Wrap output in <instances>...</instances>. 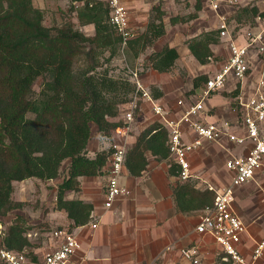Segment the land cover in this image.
<instances>
[{"label":"trees","instance_id":"1","mask_svg":"<svg viewBox=\"0 0 264 264\" xmlns=\"http://www.w3.org/2000/svg\"><path fill=\"white\" fill-rule=\"evenodd\" d=\"M70 1L78 24H93L94 34L86 35L73 20L47 26L44 10L35 7L33 0H0V218L26 205L14 198L15 181L53 180L64 173L57 185L55 209L66 211L69 229H74L92 219L94 205L69 198L67 193L80 190L82 176L107 174L110 164V147L97 151L93 157L88 155L93 127L97 126L100 135L113 141L116 129L124 124V119L119 118L121 105L127 102L124 95L132 93L134 85L130 77L115 78L108 69L98 71L102 66L100 51H110L109 61L123 41L109 22L107 1ZM195 1L194 12L173 16L171 23L196 19L204 0ZM152 9L156 13L146 30L129 40L126 47L134 57L166 34L165 10L160 4ZM258 16L264 18V9L254 2L240 4L231 19L238 25L254 26ZM219 41V29H212L186 40V44L199 63L208 64L218 59L212 44ZM82 55L87 66L75 70ZM179 57L177 47L164 44L151 52L148 63L159 72H168ZM39 78L43 82L37 91L34 84ZM208 78L206 73L196 76L191 91L204 86ZM153 93L155 97L162 95L157 89ZM237 93L238 90L232 95ZM168 141L169 132L160 121L146 126L127 151L129 173L141 176L150 163L149 154L167 160L171 163L169 173L176 178L173 198L178 211L193 214L212 206V190L197 188L193 180H180V167L171 157ZM66 160L68 164L63 169ZM42 226L31 224L27 216L18 213L7 226L6 234H0V247L33 252L37 245L27 233ZM224 256L223 251L219 252L217 264H233L224 261Z\"/></svg>","mask_w":264,"mask_h":264},{"label":"built area","instance_id":"2","mask_svg":"<svg viewBox=\"0 0 264 264\" xmlns=\"http://www.w3.org/2000/svg\"><path fill=\"white\" fill-rule=\"evenodd\" d=\"M110 7L109 22L122 36V47L136 37L131 30L128 9L122 0H106ZM155 1V0H154ZM240 0H206L209 9L220 21V39L227 43L229 57L221 69L209 75L201 98L191 105L179 120L168 117L166 108L144 85L137 68L127 65L129 77L134 85L131 100L126 103L128 109L123 113L124 124L116 129L117 139L110 143L111 158L108 167L104 206L111 208L121 196H129L131 189L122 183L126 170L127 143H130L131 129L137 110L143 102H149L154 115L169 132L171 156L180 167L181 181L198 177L192 170L190 153L201 147L204 141L222 143L224 139L235 146H244L242 154L230 153L225 161L229 181L216 185L203 180L204 188L215 193L212 206L198 212L195 231L211 236L222 247L224 261L233 264H264V237L253 238L252 251L248 256L243 253L244 238L249 233L248 226L235 208V188L264 179V66L257 77L250 78L255 57L264 60V18L258 16L256 25L244 33L245 41L240 42L241 32H234V25L226 15L227 7ZM233 81V90H238L234 97L233 110L238 114L237 126L229 120L221 122H200L196 118L205 109L204 100L213 92L226 90ZM251 83L250 93L247 86ZM184 123L193 130L192 140L184 137ZM237 129V131L235 130ZM91 220L74 229L69 226L49 230H30L27 236L33 243L40 241L51 243L52 248L40 254L35 247L33 252L0 247V262L3 264H73V256L82 248L80 238L84 230L96 229L98 218L91 214ZM7 227L0 223V234H6ZM34 239H33V238ZM43 237V238H41ZM252 238V237H251ZM42 239V240H40ZM40 240V241H39ZM170 249V247L168 248ZM181 257L191 264L201 263V251L197 245L180 248Z\"/></svg>","mask_w":264,"mask_h":264},{"label":"crops","instance_id":"3","mask_svg":"<svg viewBox=\"0 0 264 264\" xmlns=\"http://www.w3.org/2000/svg\"><path fill=\"white\" fill-rule=\"evenodd\" d=\"M240 1H244L246 3L243 4H247L250 0ZM124 2L125 4L127 3L126 7L128 8L129 15L131 16L129 9L133 8L134 5L137 6L136 0H124ZM256 3L260 7V2L258 1ZM206 6L207 8H209L207 2ZM226 9H228V7ZM215 17L218 18L216 15ZM85 26L89 28L92 27L94 31L92 32V34L95 33V26L93 24ZM146 28L147 26L142 32H144ZM250 28H252V26H249L248 24L239 25L238 32H241V36L239 39L240 42L245 41V37L243 35ZM212 29L218 28L206 27L204 29H201L193 37L201 34L202 32ZM155 44L149 47L152 51L160 50L164 44H169L170 46L177 47L180 57L176 61L175 65L179 63L182 57H186L188 59L193 57L192 59H195L196 62L200 64V67L204 68L203 72H206V74L209 73V75H212L219 69H221L224 62L227 61H224L223 64H221L215 72L213 71L210 73V70H207L209 64L199 63V61L191 53L186 43L177 46V42H174L173 40H165L160 47L156 48L154 47ZM227 48V43L221 39L219 43L212 44V49L217 56L219 53H224V51L226 52V50L229 53V49ZM147 50L148 48L144 51L146 52ZM144 51H142L141 53H143ZM140 54L134 57L132 55V52H130V55L133 57L135 62L139 60ZM145 64L148 65L147 69L150 71H147L142 75L140 73L143 83L150 90L153 96L154 89L162 92V95L160 97L154 96V98L155 100H157V102L161 103L166 108L169 117V110L167 109L168 104L170 103L172 98H177V96L178 99L181 98L179 94L181 90V92L189 91L191 93H194L191 90L194 88V78L196 76L191 78V80H189V82L185 84V88H182L181 81L176 78L179 76L173 75V73H171L172 69L175 66L168 72H159L158 70L152 68L148 61L145 62ZM263 66V58H260L259 56L255 57L252 64V72L250 78L252 79L254 77H257L263 70ZM233 88L234 85L232 81L230 82L226 90L211 93V95L204 100L205 109L200 112L198 118H200L202 122H221L223 120H229L237 126L238 114L233 110L234 106L232 105V102L234 101V96L232 94L235 91L233 90ZM250 89L251 83L247 86V94L250 93ZM203 90V86L196 90L198 93L196 94L197 99H195V103L201 98ZM225 91L231 94L230 96L232 102L229 101V97H222L221 93ZM173 94H175L176 96H173ZM220 95L221 97H219ZM143 105L151 106L149 102H143L142 107ZM154 117L155 118L153 119V121H148L147 124L145 123L146 120L141 125L137 126L136 122H134L133 127L130 131L132 137L129 141L130 143L136 140L139 133L146 126L154 121H160L156 115H154ZM183 129L185 139L192 140L193 130L191 129L190 125L184 123ZM235 130L237 131V129ZM210 144H214L217 148H219V151H221L222 154L226 155V159L229 157L230 153L242 154L246 150V147L235 146L226 139H224L222 143L204 141L201 147L190 153L191 166L194 156H196L197 153L200 154L201 151ZM171 157L173 158V156ZM154 159V164H149L147 169L143 172L145 175L142 173L143 175L139 177L132 176L126 168L121 181L131 189L132 198L129 199L128 196H121L116 200L111 208H106L104 206L108 173L101 176H82L79 178L81 182L80 190L77 192L67 193L69 198H79L84 201L91 202L94 205L92 213L100 221V224L98 225L99 228L97 227L98 229L91 230V232L89 231V234H85L87 230H84L81 233L80 238L82 241V248L80 251H78L77 254L73 256V264H142L143 262L153 264L160 255H164V257L167 256L168 259H172V257L180 258V248L192 245H197L199 248H201L204 255L203 246H205L207 242H213L214 239L209 235L197 233L195 231V226L192 230H190L188 219H186L185 216L187 214L178 211L173 198V184L176 181V178L169 173L171 163L166 162V160H158L156 158ZM164 162H166L167 164H165ZM223 168H225V164ZM168 175L172 177L173 180L172 178H169ZM196 176L198 178L193 180H195L197 188L200 189L204 188L205 184L203 183V180L214 183L216 185H221L229 181L228 172L222 176L216 175V177H213V179L206 178L205 176L203 177L199 174H196ZM260 182L262 184H260ZM260 182L258 181V183H256L255 181H252L235 188V208L241 217L242 215L236 207V202L239 194L241 193V191H245L246 188L249 187L248 185L251 183H256L262 190H264V179H261ZM139 183H141L142 185H139ZM157 183L159 185H157ZM170 183L172 184L170 185ZM155 184L157 187L155 186ZM156 190L159 191L161 195L157 196L156 194L152 193ZM55 212H58L61 215L59 216L60 218H56V216L52 215H47L46 220L50 223H59L60 225L66 223L70 224L65 210L56 209ZM123 223L125 224V226H123ZM247 226L249 233L246 234L244 238V245L242 249L243 253L249 257L252 251V246L254 244L253 238L261 239L264 237V235L261 237L255 235L256 237H258L256 238L252 234L248 224ZM181 227H184V229L187 230L186 235L188 236V240L190 239L189 242L185 245L180 243V241L182 240ZM249 242L252 243L251 247ZM45 244V250H49L52 248L50 242L47 241ZM41 247L37 245L35 249H37L40 254H43L45 250L41 251ZM169 247L170 249H168ZM182 260L184 259L182 258Z\"/></svg>","mask_w":264,"mask_h":264},{"label":"rangeland","instance_id":"4","mask_svg":"<svg viewBox=\"0 0 264 264\" xmlns=\"http://www.w3.org/2000/svg\"><path fill=\"white\" fill-rule=\"evenodd\" d=\"M122 1L124 2V0ZM258 1L260 2V8L264 9V0H250L248 3H254V2L256 3ZM195 2H196L195 0H155V1L136 0L137 6L134 5L133 8L129 9L131 14V16L129 15V17L131 18L130 28L133 32L136 33V36H138L148 25L150 20H152V18H154L155 16L156 12L155 10L152 9V7L154 5H159V4L163 7V10H165V15L163 19L167 31L166 34L157 41V43L154 46L155 48L160 47L165 40H173L174 42H177V46L182 45L183 43H186V40L192 38L201 29H204L206 27L219 28L220 21L218 18L215 17L213 12H211L209 8H207L206 0H204V5L201 11L199 12V16L196 19L187 23H177V24L171 23L170 18L173 16H177V15L186 16L194 12ZM243 3L246 2L239 1L238 4L233 5L232 7L228 8L226 11V15H228L229 19L232 21L234 25V32H238L239 25L237 24V22H235V20L231 19V17L235 13V10L238 8V6H240V4L245 5ZM33 4L35 7L44 10L45 12L44 23L47 26L62 25L68 20H73L76 22L77 25L76 27L81 29L86 35H92V32H94L92 27L89 28L87 26H80L78 24V20L75 17V12H72L70 9L71 7L70 0H33ZM126 4L125 6H127ZM100 52L101 55L99 57V60L102 66L99 67L98 71L101 72L104 69H108L110 75H112L115 78H129V74L126 67L127 65L133 68H137L138 70H142L139 71L141 75L145 74L147 71H150L147 69L148 65L145 64V62L148 61V56L152 52L151 48H148L146 52L144 51L143 53H141L139 60H137L136 62L134 61L133 57L130 55V52L128 53L126 47L123 48L121 46L119 52L109 61H107V58H109L110 56V51L102 50ZM228 55L229 53L227 50L226 52L224 51V53H219L218 59L212 60L210 63H208L209 66L207 67V70H210L209 71L210 73L213 71L215 72L217 68L221 64H223L224 61L227 60V57H229ZM192 58L193 57L189 59L186 57H182L179 63L175 65V67L171 71L173 75L179 76L176 78L181 81L182 88L186 87L185 84L189 82L191 78L197 76L198 74L204 73L203 72L204 68H201L200 64H198V62H196V60ZM85 66H87L85 65V56L82 55L77 59L75 63V70H79ZM42 82H43L42 78H39L35 82L34 88L37 91L40 90ZM181 91L179 93L181 98L178 99V96L177 98L176 97L172 98V100L174 101L171 100L167 107V109L169 110V118L174 120L181 119L183 114L187 111V109L191 105L195 103V99H197L196 97V94L198 93L197 91H195L194 93H191L189 91L187 92L186 91L181 92ZM132 94L133 92L124 95V97L127 98L126 103H128L131 100ZM221 94L222 97H229L228 98L229 101L232 102L230 96L231 94H229L227 91L222 92ZM173 96L176 95L173 94ZM219 97H221V95ZM126 103L121 105V115L119 118L122 120H123L124 111L128 109V105ZM154 118L155 117H154V113L152 112L151 106L143 105L142 110L141 109L137 110L135 114L136 126L141 125L145 120H146L145 123L147 124L148 121H153ZM196 119L202 122L200 118L197 117ZM92 131H93V138L91 140L89 146V152H88V155L91 157L95 156L97 151L110 147V143H112L118 137L116 132L114 133L113 141L100 135L97 126H94ZM132 143H127L128 150L132 146ZM154 160H155L154 157L149 154V162H150L149 164L151 165L154 164L153 162ZM225 161H226V155L222 154L221 151H219V148H217L214 144H210L206 146L201 151L200 154L197 153L196 156H194L192 161V170L196 174H199L203 177L205 176L206 178L213 179V177L215 178L216 175L222 176L225 173H227L228 170L223 168ZM166 162L169 163V161L167 160ZM166 162L164 163L167 164ZM67 164L68 161L66 160L63 164V169L66 168ZM63 176L64 173H62V175L59 176L57 179H53V180L52 179L40 180L37 178H29L23 181H15L14 198L25 201L26 205L23 209L15 210L5 218H0V223H2L6 227L9 226V224L12 222L14 217L19 213L24 216H27L31 224L42 223L43 226L41 228L37 227L40 230L44 228H46V230H49V229L68 226L69 225L68 223L60 225L59 223L58 224L56 222L50 223L49 221L46 220L47 215L56 216V218L57 217L60 218L59 216H61L58 212L57 213L55 212L56 210L55 206H56L57 185L62 181ZM168 177L172 178L169 175ZM171 184L172 183H170V185ZM260 184L262 183L260 182ZM139 185L142 184L139 183ZM157 185L159 184L157 183ZM248 186L249 187H247L245 191H241V193L239 194L236 202L237 205L236 207L240 212V214L242 215L244 222L249 225L252 234L254 236L256 235L258 237H261L264 235V190H262L256 183H251ZM152 193L156 194L157 196L161 195L157 190ZM128 197L129 199L132 198V191ZM197 215L198 212L185 215L186 219H188L190 230H192L197 223ZM98 222L100 224L99 220ZM123 226H125L124 223ZM91 230H95V229H91ZM91 230L90 229L87 230L85 234L87 233L89 234ZM181 230H182V236H181L182 240L180 241V243L185 245L189 242L190 239L188 240V236L186 235L187 230L184 229V227H181ZM125 232H126V228H125ZM249 243L251 247L252 243L251 242ZM36 245L40 247L42 246L41 251L45 250L44 248L46 246L45 243L40 241V244L36 243ZM203 247H204V255L202 249L200 248L201 251L200 264H217V257L219 252L222 251V247L218 243H215L214 240L213 242H207V244H205V246ZM142 264H148V262H143ZM153 264H191V263L182 260L181 256L180 258L172 257V259L171 258L168 259L167 256L164 257V255H160Z\"/></svg>","mask_w":264,"mask_h":264}]
</instances>
